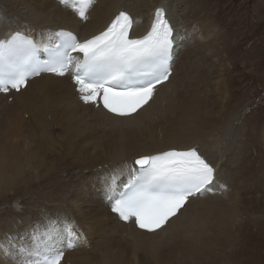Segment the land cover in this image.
Returning a JSON list of instances; mask_svg holds the SVG:
<instances>
[{"label": "bare ground", "instance_id": "6f19581e", "mask_svg": "<svg viewBox=\"0 0 264 264\" xmlns=\"http://www.w3.org/2000/svg\"><path fill=\"white\" fill-rule=\"evenodd\" d=\"M164 5L177 27L175 73L131 118L84 103L68 75L43 74L19 92H0V206L25 195L11 204L14 216L0 220V245H14L10 254L0 250V264H25L15 246L38 238L57 246L63 236L45 241V234L73 224L84 236L61 264H264V127L232 102L225 77L215 81L217 99L208 78L197 83L196 69L216 56L210 45L218 26L207 1L95 0L81 20L60 0H0V39L21 31L47 41L59 28L84 39L121 9L136 17L140 36ZM193 146L218 167L223 195L190 199L156 233L111 211L108 188L128 182L134 158Z\"/></svg>", "mask_w": 264, "mask_h": 264}, {"label": "snow or ice", "instance_id": "6c2138e0", "mask_svg": "<svg viewBox=\"0 0 264 264\" xmlns=\"http://www.w3.org/2000/svg\"><path fill=\"white\" fill-rule=\"evenodd\" d=\"M60 2L87 19L86 10L95 0ZM136 23L128 12L120 11L104 31L83 40L64 29L49 31L47 41L21 31L0 39V92L20 91L30 78L45 72L68 75L84 103L102 101L109 112L131 118L153 99L156 86L169 79L177 38L164 8L156 9L145 35H131ZM41 52L47 59H41ZM134 163L138 167L131 169L123 190L110 185L107 198L111 211L122 221H134L149 233L163 230L191 197L212 191L216 185L218 169L196 146L141 155ZM60 236L65 248L79 243L74 226L67 225L56 237L46 233L45 241ZM13 246L0 245V250L10 254ZM15 247L28 258L25 264H61L64 256L63 248L54 249L39 238L31 247Z\"/></svg>", "mask_w": 264, "mask_h": 264}, {"label": "rangeland", "instance_id": "374dc122", "mask_svg": "<svg viewBox=\"0 0 264 264\" xmlns=\"http://www.w3.org/2000/svg\"><path fill=\"white\" fill-rule=\"evenodd\" d=\"M205 1L211 6L212 12L207 17L212 19L218 26L217 35L210 45L216 56L205 58L203 63L205 66L200 67L201 70H199L200 68L196 69L198 72L200 71V81H197V83L202 81L203 84V80L208 78L213 98L217 99L220 88L217 87L215 81L217 77H225L230 84L227 83V88L230 89V92L233 91L231 96L234 100L232 102H238L240 110L248 115V122H251V117L256 118L254 121L257 123L258 129L263 128L264 7L262 6L259 17L257 14V7L260 8L258 0ZM204 72L206 73L204 74ZM205 86L204 83V86L199 85V88L204 90ZM21 196L24 197L25 195L22 193L11 194L9 199H6L9 203L0 206V220L5 219L8 221L14 216L11 213L13 210L11 204L15 198ZM243 205L247 206L249 211L252 210L251 201L247 203V200H244ZM257 208H261V206ZM262 258L264 260V256Z\"/></svg>", "mask_w": 264, "mask_h": 264}]
</instances>
